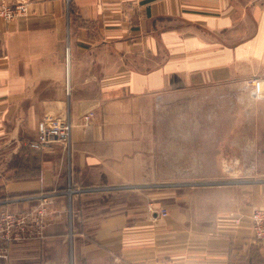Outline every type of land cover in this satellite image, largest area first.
<instances>
[{
    "label": "crops",
    "instance_id": "crops-1",
    "mask_svg": "<svg viewBox=\"0 0 264 264\" xmlns=\"http://www.w3.org/2000/svg\"><path fill=\"white\" fill-rule=\"evenodd\" d=\"M28 10L0 18V198L13 210L24 198L25 212L70 183L81 195L54 198L58 221L3 264H17L19 247L23 264H264L250 221L264 211V182L251 167L177 181L175 139L161 148L143 130L161 96L264 65V0H35ZM51 126H69V143L30 148Z\"/></svg>",
    "mask_w": 264,
    "mask_h": 264
},
{
    "label": "rangeland",
    "instance_id": "rangeland-1",
    "mask_svg": "<svg viewBox=\"0 0 264 264\" xmlns=\"http://www.w3.org/2000/svg\"><path fill=\"white\" fill-rule=\"evenodd\" d=\"M32 1L35 0H0V6L10 8L21 3L29 5ZM253 63V72L241 64L239 75L225 76L219 83L192 85L190 89L165 94L156 103L152 117L143 125V130L158 134L161 143L165 144L161 148L167 147L168 138L170 142L171 137L175 139L177 181L209 182L216 176L217 168H223L225 176L237 177L242 173L231 169L244 164L251 167L252 175L261 184L264 182V65L259 60ZM248 137L255 139L254 152H248ZM160 158L162 160V155ZM64 190L63 193H48L47 198L67 197L70 202L81 195V191L71 183ZM101 190L103 188L91 189V194ZM70 191L77 193L69 194ZM0 192L4 189L0 188ZM34 196L25 212L20 208L23 207V197L14 204L17 210L12 209L13 202L12 205L5 203L7 197L0 198V202L14 212L32 215L30 235L10 244L1 264L11 258L14 245L42 241L46 228L58 221V214L53 211V199L40 201ZM15 260L17 264H23V249L20 247L16 249Z\"/></svg>",
    "mask_w": 264,
    "mask_h": 264
},
{
    "label": "built area",
    "instance_id": "built-area-1",
    "mask_svg": "<svg viewBox=\"0 0 264 264\" xmlns=\"http://www.w3.org/2000/svg\"><path fill=\"white\" fill-rule=\"evenodd\" d=\"M28 4L21 3L10 8L0 6V16L6 21H13L25 17L28 14ZM70 140L69 126H51L42 128L36 140L30 143V148L40 151L52 143H61L66 145ZM76 192V191H75ZM70 191L69 194L75 193ZM78 192V191H77ZM76 192V193H77ZM13 201L7 199L5 203L10 204ZM158 214L166 217V211L161 209ZM32 219L31 213H16L8 208V205L0 202V264L2 259L8 253L10 244L28 237L30 234ZM253 225V240L257 244L264 245V211H256L251 215Z\"/></svg>",
    "mask_w": 264,
    "mask_h": 264
}]
</instances>
